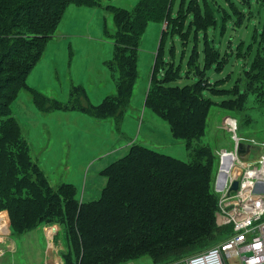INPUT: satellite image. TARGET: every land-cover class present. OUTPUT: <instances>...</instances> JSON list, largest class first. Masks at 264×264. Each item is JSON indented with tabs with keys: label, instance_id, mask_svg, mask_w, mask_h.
I'll use <instances>...</instances> for the list:
<instances>
[{
	"label": "rangeland",
	"instance_id": "rangeland-1",
	"mask_svg": "<svg viewBox=\"0 0 264 264\" xmlns=\"http://www.w3.org/2000/svg\"><path fill=\"white\" fill-rule=\"evenodd\" d=\"M138 2L103 0L97 10L70 7L53 39L44 44L40 60L28 70L25 85L50 101L83 107L88 104L97 109L106 97L117 96L122 76L112 40L117 25L107 6L129 10ZM78 12L81 21L94 31L90 33L87 28L59 37L69 18ZM35 51L32 49L29 55ZM156 55L159 59L155 66ZM130 56L129 51L122 53L124 69ZM134 64L132 96L119 107L115 117L105 122L74 110L43 113L31 102L29 93L19 87L10 113L4 118L17 122V140L25 142L29 160L21 167L14 163L10 191L17 188L20 196L36 190L56 192L62 183H69L75 188L78 203L97 200L106 183L101 171L124 157L133 143L191 164L190 150L184 141L175 137L169 124L145 105L146 93L156 81L164 82L165 87L197 89L205 101L201 104L205 118L199 144L208 146L212 153V188L220 169L221 151L233 149L231 123L236 124V136L259 147L264 144V0H173L168 26L165 22L146 25ZM169 72L174 79L164 81L163 75ZM173 98L175 105L183 106L179 97ZM258 156V152H251L247 160ZM225 163L228 165L229 161ZM55 194L51 203H60ZM40 204L57 207L49 205L45 196L34 203L23 200L18 206L8 205L7 209L4 205L0 210V263L8 264L18 258L17 264H37L47 249L52 260L57 252L62 258L65 253L67 262L69 259L72 264H79L81 252L70 247L67 229L62 225L66 220L64 208L61 215L49 216L50 220L46 211L36 217L27 213L25 221L35 228L11 232V225L24 223L20 218L32 211L28 208L38 211ZM71 207L74 209L75 205ZM217 217L220 230L205 248L218 245L232 233L231 226L223 225ZM14 242L20 252L13 258L10 252ZM151 260L145 254L119 264H154ZM223 262L241 264L239 256L224 258ZM175 263L177 260L169 264Z\"/></svg>",
	"mask_w": 264,
	"mask_h": 264
},
{
	"label": "trees",
	"instance_id": "trees-1",
	"mask_svg": "<svg viewBox=\"0 0 264 264\" xmlns=\"http://www.w3.org/2000/svg\"><path fill=\"white\" fill-rule=\"evenodd\" d=\"M102 1L0 0V210L4 205L7 209L8 205L18 206L23 200L34 203L45 196L49 205L57 206L40 204L38 211L28 208L32 211L20 218L24 223L11 225V232L16 234L21 229L35 228L25 221L27 213L36 217L46 211L50 220L49 216L61 215L64 208L66 220L62 225L67 229L70 247L81 252L79 264H119L126 258L145 254L154 264H169L174 260L179 263L209 249L205 247L220 230L215 222L218 197L211 187L212 153L208 146L199 144L205 114L197 89L165 87L164 82L156 81L145 98V105L169 124L175 137L184 141L190 150L191 164L133 143L124 157L101 171L106 183L97 200L78 203L75 188L69 183H62L56 192L36 190L37 194L33 191L35 194L20 196L16 194L17 188L10 191L14 163L21 167L29 160L25 142L17 140V122L4 118L10 113L19 87L29 93L31 102L43 113L74 110L98 121L112 119L132 96L135 55L146 25L165 22L168 26L173 0H139L129 10L107 6L117 25L110 38L122 76L117 84V96L106 97L98 109L88 104L83 107L50 101L27 87L25 76L40 60L44 44L53 39L65 10L72 5L98 9ZM32 49L36 51L31 56ZM125 51L131 56L124 69L121 61ZM158 59L156 55L155 66ZM170 78L174 79L172 72L163 75L164 81ZM175 96L183 106L175 105ZM46 103L49 106H44ZM206 108L207 104L205 111ZM66 190L68 193L64 194ZM52 194L60 198L61 204L51 203ZM232 234L233 230L227 238ZM65 257L63 253V264H72Z\"/></svg>",
	"mask_w": 264,
	"mask_h": 264
},
{
	"label": "built area",
	"instance_id": "built-area-1",
	"mask_svg": "<svg viewBox=\"0 0 264 264\" xmlns=\"http://www.w3.org/2000/svg\"><path fill=\"white\" fill-rule=\"evenodd\" d=\"M235 129L236 124L231 128L233 150L220 153V169L214 186L218 195L217 219L223 225H231L233 234L177 264H224V258L233 256H239L241 264H264V221L260 222L264 216V144L256 159L238 158L235 152L238 142L254 143L236 136ZM233 181L238 184L236 191L230 190Z\"/></svg>",
	"mask_w": 264,
	"mask_h": 264
},
{
	"label": "crops",
	"instance_id": "crops-1",
	"mask_svg": "<svg viewBox=\"0 0 264 264\" xmlns=\"http://www.w3.org/2000/svg\"><path fill=\"white\" fill-rule=\"evenodd\" d=\"M72 6H70V7H72ZM70 7H68L65 11H68V9H70ZM75 7L77 9H83V10L84 9H87V10H97V8H86V7L83 8V7H77V6H75ZM78 13L79 14L77 16L69 18L68 22L66 23L67 25L64 28L65 29L64 30L65 32L61 31L60 32L61 36H59V37H64V36H67L68 37V36L74 35V34H76L78 32L83 31L84 29H87L88 28V25L86 23H84L83 21H81V19L79 18V15L81 14V12H78ZM86 31H89L91 33L94 30H92V27H89ZM56 37L59 38L57 35H56ZM97 122H105V121H97ZM1 224H0V233H1V230H2V226H3ZM43 235H45L44 236L45 237V243L46 242L48 243V240H47L48 238H47L46 233H43ZM24 251H26L25 248H24ZM24 251L22 253L25 254L27 257H29L27 255V253H25ZM19 252L20 251H19L16 243L14 242L13 248L11 249V252H10V253H12V257L13 258L16 257V254H18ZM20 257L22 258V256H20ZM4 260H6V259H4ZM17 260H19V259L17 258L16 261ZM16 261L14 259L12 260V262L9 260V262H11V263L8 262V264H13V263L17 264ZM0 264H2V263H0ZM31 264H33V263H31ZM37 264H63V261H62V258L58 255V252H57L56 256L54 257V259L52 260V256L49 253H47V249H44L43 250V259H39L38 258Z\"/></svg>",
	"mask_w": 264,
	"mask_h": 264
},
{
	"label": "water",
	"instance_id": "water-1",
	"mask_svg": "<svg viewBox=\"0 0 264 264\" xmlns=\"http://www.w3.org/2000/svg\"><path fill=\"white\" fill-rule=\"evenodd\" d=\"M235 152L238 158L240 159H247L251 152H260L261 148L259 146L249 144V143H244V142H238L237 145H235ZM262 156L264 157V149L262 151ZM237 181H233L231 184V191H236L237 190Z\"/></svg>",
	"mask_w": 264,
	"mask_h": 264
},
{
	"label": "bare ground",
	"instance_id": "bare-ground-1",
	"mask_svg": "<svg viewBox=\"0 0 264 264\" xmlns=\"http://www.w3.org/2000/svg\"><path fill=\"white\" fill-rule=\"evenodd\" d=\"M230 123H231V122H230ZM231 125H232V123H231ZM232 126H233V125H232ZM228 168H229V167H228ZM228 168H227V169H228ZM227 169H226V170H227Z\"/></svg>",
	"mask_w": 264,
	"mask_h": 264
}]
</instances>
